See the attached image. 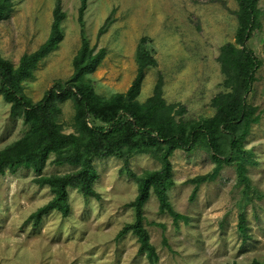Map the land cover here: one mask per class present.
Masks as SVG:
<instances>
[{"label": "rangeland", "instance_id": "1", "mask_svg": "<svg viewBox=\"0 0 264 264\" xmlns=\"http://www.w3.org/2000/svg\"><path fill=\"white\" fill-rule=\"evenodd\" d=\"M56 0H14L10 15L0 20V55L17 65L47 38ZM81 0H60L64 17L62 39L23 82V92L38 100L55 79L72 73V58L80 46L78 20ZM262 28L247 41L248 48L262 59L247 101L263 109L261 119L251 126L245 141L252 190L245 193L233 164H224L213 180L201 183L190 199L194 185L188 180L210 172V154L196 148L175 150L171 156L175 185L168 190L173 208L189 217L173 223L160 213L155 195L144 206L145 226L158 260L154 264H248L264 260V0ZM236 0H86L82 20L90 45L105 49L98 67L89 74L94 88L104 97L124 92L135 72V49L146 36L154 49L155 67L146 70L137 99L142 102L153 92L159 74L167 103L185 108L176 119L210 117L213 97L226 89L222 85L217 56L219 47L233 41L237 27ZM109 18L106 30L99 28ZM59 117L64 132L74 131L71 100L61 104ZM26 127L10 114V104L0 96V149L20 138ZM52 158V157H51ZM49 158V160L51 159ZM94 188L100 199L84 197L69 189L71 211L45 215L38 226L25 222L28 215L52 197L47 186L33 182L30 169L0 175V264H151L138 253L131 233L116 238L117 232L134 219L126 204L136 193V183L120 172L122 160L96 158ZM159 162L148 154H136L130 168L137 174L156 169ZM69 165L47 163L45 174H62ZM246 218V237L238 229V216ZM154 223L164 224L162 228ZM165 238V242L163 241Z\"/></svg>", "mask_w": 264, "mask_h": 264}, {"label": "trees", "instance_id": "2", "mask_svg": "<svg viewBox=\"0 0 264 264\" xmlns=\"http://www.w3.org/2000/svg\"><path fill=\"white\" fill-rule=\"evenodd\" d=\"M13 1L0 0V20L10 15ZM236 2L234 39L222 44L217 56L226 91L213 97L215 112L210 117L176 119V114H182L185 108L180 106L176 110L177 104L166 102L161 74L152 94L142 102L137 99L146 70L157 65L154 49L146 36L141 37L136 45V72L128 88L108 97L98 94L89 74L103 60L105 49L96 50L86 37L82 20L86 0H81L79 7L81 38L72 58V73L65 79H55L38 100L28 97L22 84L33 77L38 63L62 39L64 13L60 0H56L53 7L49 34L37 49L22 54L16 66L0 55V96L10 104L11 116L21 118L26 127L20 138L0 149V175L13 173L18 168L30 169L35 175L33 182L41 187L47 186L52 194L51 199L31 212L25 222L36 227L52 211L68 216L71 211L69 189H76L84 197L100 199V193L94 188L97 174L93 161L115 157L122 160L120 172L137 186L135 197L126 204L133 210L134 219L122 226L116 238L128 233L134 235L139 244L138 253L154 264L158 254L150 242L144 215L150 193L153 192L158 201L159 212L167 213L174 224L180 220L189 221L187 215L173 208L168 198V190L175 185L171 162L175 150L190 152L201 148L210 154L214 163L210 172L188 180L194 185L190 199L195 196L198 186L213 180L224 164L234 165L245 193L252 190L247 165L253 161L247 155L245 141L251 126L260 121L263 109L249 103L247 95L263 61L246 43L262 28L263 8L259 5L260 0ZM109 21L107 18L98 35L106 30ZM66 100H71L74 112V131L69 133L64 132L59 122L61 104ZM143 153L157 160L159 167L137 174L130 168V159ZM48 162L56 166L69 165L73 169L62 174H45L43 170ZM253 192L259 198L264 197V190L253 188ZM238 219V229L246 237L244 213H240ZM154 224L165 227L161 223ZM248 264H264V260L253 259Z\"/></svg>", "mask_w": 264, "mask_h": 264}]
</instances>
